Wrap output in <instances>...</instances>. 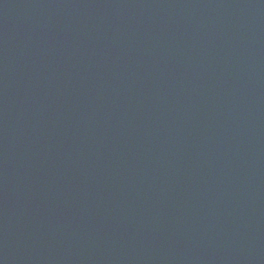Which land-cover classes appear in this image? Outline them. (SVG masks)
<instances>
[{"label":"water","instance_id":"95a60500","mask_svg":"<svg viewBox=\"0 0 264 264\" xmlns=\"http://www.w3.org/2000/svg\"><path fill=\"white\" fill-rule=\"evenodd\" d=\"M0 264H264V0H0Z\"/></svg>","mask_w":264,"mask_h":264}]
</instances>
